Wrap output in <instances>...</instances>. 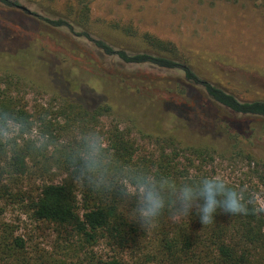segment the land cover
Masks as SVG:
<instances>
[{
	"label": "trees",
	"instance_id": "16d2710c",
	"mask_svg": "<svg viewBox=\"0 0 264 264\" xmlns=\"http://www.w3.org/2000/svg\"><path fill=\"white\" fill-rule=\"evenodd\" d=\"M90 3L91 0L74 2L71 7L74 19H71L66 15L49 17L31 12L19 0H0L2 5L18 8L25 14L32 13L42 20L47 32L54 31L60 36L53 38L67 51L73 53V48H76L80 54L83 50L76 41L63 36L62 30L88 41L101 55L110 59L126 64L148 63L183 72L184 79L179 76L173 79L175 87L170 91L180 95L190 89L201 91L212 110L223 109L234 115L264 119V100H241L223 87L202 79L176 43L142 32L133 22L92 19ZM3 37L16 44L18 55L31 54L41 62L45 61L46 51L37 48L36 43L15 41L7 34ZM57 56L63 58L78 81H65L63 72L52 74L62 85L58 92L62 104L51 111V117L47 114L40 117L39 138L31 137L35 122L27 105L12 92L6 81V86L0 81V117H3L0 119V131L11 125L20 128L18 135L6 143L3 133L0 134V197H13L15 201L22 202L35 222L52 223L66 232L71 241L75 238L78 251H85L84 257L75 264H129L116 255L103 258L90 250L101 240H107L119 251L148 248L152 254L147 255L143 264H151L154 260L157 264H264V212L252 211L261 208L235 185L227 184L240 192L246 202L251 201L247 215H231L218 209L213 222L203 225L195 205L188 215L175 212L171 189L202 178L192 175L191 167L197 166L196 158L199 157L204 160L210 157V163L214 160L206 149L186 148L191 150L193 157H186L185 167L179 165V160L187 151L179 149L172 139L168 141L171 147L161 146L157 157L141 156V147L128 128L112 123L105 130L102 119L112 112L107 98L120 97L127 104L139 101L152 112L157 109L174 115L187 127L199 128L201 125V130L212 136H217L216 126H225L227 132H232L229 137L233 139L234 148L246 150L248 158L253 155L264 160L262 149L259 152L255 145L248 148L242 145L246 131L241 123L215 115H212L211 123H205L195 110L191 114L187 108L174 102L148 97L138 85L130 83V77L117 69L94 64L93 70H85L79 67L80 62L73 61V64L66 57ZM46 65L53 67L51 62ZM159 83L164 84L163 81ZM65 89L68 90L67 95L64 94ZM92 95L102 100L95 102ZM90 135L104 136L106 140L104 146L102 139L100 167L92 172L85 171L83 167L85 138ZM143 171L171 181L165 188V209L150 227L135 219L136 200L125 195L132 178ZM32 172L41 180L35 193H14L5 183L8 176L25 178ZM59 175L64 177L56 182ZM48 177H51L50 181L46 180ZM154 225L159 228L153 229ZM16 231V226L11 223H0V264H57L48 262L37 247L32 250L30 240Z\"/></svg>",
	"mask_w": 264,
	"mask_h": 264
},
{
	"label": "rangeland",
	"instance_id": "374dc122",
	"mask_svg": "<svg viewBox=\"0 0 264 264\" xmlns=\"http://www.w3.org/2000/svg\"><path fill=\"white\" fill-rule=\"evenodd\" d=\"M19 2L31 12L49 17L66 15L74 19L71 7L77 0ZM90 7L92 19L133 22L142 32L173 41L199 77L223 87L241 100H264V0H91ZM44 25L32 13L25 14L18 8L0 4V81L5 86L6 81L32 113L35 128L31 137L41 136L40 117L46 114L51 117V111L62 104L59 95L62 85L52 74L63 72L65 81H78L59 55L66 57L68 62H80L82 65L78 66L85 70H93L94 64L105 65L110 70L117 69L130 77V83L138 85L148 97L156 101L174 102L187 108L191 114L195 110L198 118L205 123L213 121L212 115L237 120L246 131L242 145L245 148L255 145L259 152L260 149L264 151L263 118L234 115L223 109L212 110L201 91L190 89L182 95L170 91L175 87L173 79L178 76L184 79L183 72L148 63L126 64L118 59H110L101 55L88 41L62 30L63 36L73 39L82 47L80 54L76 48H73L76 53H72L53 38L59 35L54 31L47 32ZM5 34L15 41L36 43L37 48L45 49V61L41 62L31 54L18 55L16 44L5 39ZM49 62L52 68L46 65ZM159 80L164 84H160ZM67 92L65 89L64 94L67 95ZM92 96L95 102L102 100L96 95ZM107 99L112 105V112L102 119L104 129H109L112 123L128 128L141 147V156L157 157L163 146L171 147L168 141L172 139L179 149L187 151L179 160V165L185 167L186 157H193L191 150L186 148L206 149L214 160L210 163V157H206V160L196 158L197 166L191 167L192 175L220 177L226 184L235 185L243 194L253 198L257 206L264 209V160L253 155L248 158L246 150L234 148L233 139L229 137L232 132H227L225 126H216L217 136H212L202 131L201 125L199 128L187 127L174 115L157 109L152 112L139 101L127 104L120 97ZM7 129V132L0 131L5 143L20 132L16 125ZM102 139L105 146L104 136ZM51 177L46 180L50 181ZM63 177L56 176L55 181ZM5 183L14 193H35L41 180L32 172L25 178L8 176ZM2 221L16 226V232L30 240V248L33 250L37 247L50 263L75 264L85 255V251H78L75 238L71 241L66 232L52 223L35 222L22 202L15 201L11 196L0 197V223ZM153 227L159 228L158 225ZM108 243L101 240L90 250L103 258L116 255L129 264L146 263L147 255L152 254L148 248L119 251ZM151 264H157V261Z\"/></svg>",
	"mask_w": 264,
	"mask_h": 264
},
{
	"label": "clouds",
	"instance_id": "9594fccd",
	"mask_svg": "<svg viewBox=\"0 0 264 264\" xmlns=\"http://www.w3.org/2000/svg\"><path fill=\"white\" fill-rule=\"evenodd\" d=\"M2 131L7 132L8 129L4 128ZM101 144L102 140L98 136L90 135L85 138V171L92 172L100 167ZM170 184L167 177L157 178L144 171L132 178L131 187L126 190L125 195L135 198L134 217L143 226H152L165 209V188ZM171 195L174 197L176 213L188 215L195 205L199 221L203 225L213 222L218 209L231 215H247L250 211L248 204L251 201L246 202L240 192L229 187L220 177L205 176L198 182L181 184L171 189ZM252 211L264 212V209Z\"/></svg>",
	"mask_w": 264,
	"mask_h": 264
}]
</instances>
